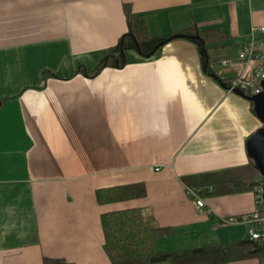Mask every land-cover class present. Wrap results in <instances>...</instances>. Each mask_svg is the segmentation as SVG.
<instances>
[{
	"label": "crops",
	"instance_id": "0c3cea01",
	"mask_svg": "<svg viewBox=\"0 0 264 264\" xmlns=\"http://www.w3.org/2000/svg\"><path fill=\"white\" fill-rule=\"evenodd\" d=\"M126 5L152 38L226 34L206 46L209 73L198 44L174 39L94 75L128 30ZM262 28L264 0H0V264H112L101 215L115 208L170 229L159 253L250 238L237 219L255 210L254 191L208 196L200 210L183 179L250 163L263 123L224 86L243 71L253 34L264 57ZM214 50L224 52L217 61ZM137 183L146 197L98 204L97 190Z\"/></svg>",
	"mask_w": 264,
	"mask_h": 264
},
{
	"label": "trees",
	"instance_id": "16d2710c",
	"mask_svg": "<svg viewBox=\"0 0 264 264\" xmlns=\"http://www.w3.org/2000/svg\"><path fill=\"white\" fill-rule=\"evenodd\" d=\"M125 13L128 30L117 44L108 50L94 75L100 74L105 69L124 68L127 65V53L131 51L136 52L141 59H151L162 46L174 39H188L198 44L206 71L209 73L210 59L206 57V46L226 37V34L217 30L200 32L194 27L173 36L152 38L148 33L144 16L134 15L127 5ZM250 103L254 109V104ZM261 176L263 175L259 164L251 157L250 163L245 166L186 177L183 182L204 199L208 196L252 192ZM146 196L147 186L144 183L102 188L96 191V199L101 206L122 204ZM242 219L243 217H240L237 220ZM101 225L104 250L112 264H160L167 261H171L172 264H228L247 259H257L260 264H264V246L251 238L212 247L159 253L156 251V240L167 236L170 229L148 224L140 208H115L103 213ZM43 264L71 263L64 259L45 257Z\"/></svg>",
	"mask_w": 264,
	"mask_h": 264
},
{
	"label": "built area",
	"instance_id": "2783aa9c",
	"mask_svg": "<svg viewBox=\"0 0 264 264\" xmlns=\"http://www.w3.org/2000/svg\"><path fill=\"white\" fill-rule=\"evenodd\" d=\"M264 33V28L261 29ZM239 61L244 65L243 71L234 78L225 80V86L229 92L239 90L242 93L256 97L263 93L264 82V57L256 51V43L254 34L252 39L247 43L246 47L239 52ZM253 62H260V65L255 66L252 70L250 65ZM221 66L227 67L229 65L227 60L220 62ZM263 185L264 177L261 176L257 181V186L254 190L257 200L256 208L250 215L243 217L241 222L250 228V238L264 246V200H263ZM196 199V204L200 210L206 206L205 199L191 192ZM234 222V220H226L225 223Z\"/></svg>",
	"mask_w": 264,
	"mask_h": 264
},
{
	"label": "water",
	"instance_id": "95a60500",
	"mask_svg": "<svg viewBox=\"0 0 264 264\" xmlns=\"http://www.w3.org/2000/svg\"><path fill=\"white\" fill-rule=\"evenodd\" d=\"M208 58V55L206 56ZM220 80V79H219ZM226 89L227 87L224 86ZM264 88V82H263ZM233 93L247 99L248 101L252 102L255 105V113L259 116L262 120L263 127L256 131L254 135L249 139L247 143L248 153L250 158H254L257 163L259 164L262 175L264 177V91L261 95L256 97H250L239 90L233 91ZM263 200H264V185H263Z\"/></svg>",
	"mask_w": 264,
	"mask_h": 264
},
{
	"label": "rangeland",
	"instance_id": "374dc122",
	"mask_svg": "<svg viewBox=\"0 0 264 264\" xmlns=\"http://www.w3.org/2000/svg\"><path fill=\"white\" fill-rule=\"evenodd\" d=\"M223 53H224L223 50H220V52H217V50L216 51L215 50L211 51L212 57L214 59H216V61L219 60L218 58H220L221 55H223ZM213 65H214V68L216 69V71H218V73L223 71V70L220 69L221 67L219 66L218 62H215ZM255 109L256 108H255V105H254V110ZM255 115L262 122V120L259 118V116L256 113H255Z\"/></svg>",
	"mask_w": 264,
	"mask_h": 264
}]
</instances>
